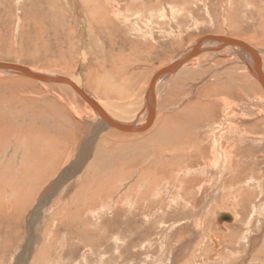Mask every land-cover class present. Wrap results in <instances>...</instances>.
I'll use <instances>...</instances> for the list:
<instances>
[{"label": "rangeland", "instance_id": "374dc122", "mask_svg": "<svg viewBox=\"0 0 264 264\" xmlns=\"http://www.w3.org/2000/svg\"><path fill=\"white\" fill-rule=\"evenodd\" d=\"M105 1L102 0L101 3L104 4ZM242 1L234 0L235 4L227 10L229 12L224 11L216 0H151V2L149 0H116V5L105 7V9L89 8L96 14L94 12L90 14L91 10L85 11L81 7V13L86 16V29L90 30H87L88 41L84 49L86 51H84V58L82 27L78 23L76 13L71 11L64 0H0V62L18 63L37 72L69 77H78L82 73L84 86L90 90L93 88L96 90L99 86L96 94L100 100H109L116 106H120V109L123 107L121 105H124L120 115H124L125 118L127 116L126 120L134 122V125L139 122L141 124L145 118L144 99L148 93L147 81L159 68L188 51L196 39L207 35L216 34L215 36L218 37L224 35L236 40L242 39V42L264 52V40H249V36L252 37L254 34L252 30L242 26L245 20V8ZM149 3L153 5L152 10ZM165 4L176 6L177 29L171 28L168 18L161 19V7ZM92 14L99 16L93 18ZM105 14L111 16L110 20ZM230 21H233L232 24ZM214 49L209 45L203 52L210 53ZM82 57L85 59L84 62L81 61ZM238 57L232 54L230 56L229 53L215 58L200 57L199 63L185 67L183 74L169 76L161 91L157 121L154 128L150 129L151 132L148 130L139 134L140 136L133 135V137L131 134L129 136L115 130H105L100 133L94 147L98 151L95 150L93 156L89 157L91 158L87 166L89 175L84 176L86 182L84 181V188L80 190L82 194L78 193L77 197L74 196L77 205L71 206L67 201L75 191L74 185L68 195L61 197L62 194H60L61 198L57 196L53 200L55 203L43 204L44 206L35 213V208L29 206L20 221L10 224L0 223V264H242V259L249 248L248 241L252 237H258L259 242L253 245L248 264H264V255H258L259 250L264 246L262 232L264 195L259 194L261 191L258 188L256 190L253 186L245 184L246 181L248 182L247 178H253V175L243 178V184H241L245 186L244 189L241 188V184H236L240 192L234 193L232 187H224L223 184L220 187L221 190L218 188L220 191L206 188L202 196L201 187L209 179L210 173L204 170L203 174L191 175L197 167H204L203 164L209 166L207 160L209 161L213 155L210 150L205 160L201 161L202 163L199 161L200 157L195 155L199 152L200 145L209 148V142H211L209 135L215 132V126L222 121L225 104L230 103V109L233 108L232 111L235 113H240L242 109V107L239 108L240 104L249 103L253 106L257 104L252 101L253 95H250L251 92L248 91L253 87H247L246 91L244 86H241V80H236L237 84L229 73L230 70L223 69L225 64L230 69L245 66V61L244 64L242 63L244 59ZM196 66L199 68H195ZM186 70L189 72L187 73ZM224 71L226 76L222 75ZM205 79L206 82H204ZM225 98H227L226 102ZM256 106L263 107L260 104ZM80 110L84 112L83 117L75 114V111ZM0 117V129H5V131L1 130V133H6L11 139L9 142L14 143L20 137H23L21 140L23 142L29 140V137L30 139H43V136L48 135L58 137L57 131H63L61 135L72 137V142L66 148L68 153L72 151L76 155L79 153V148L82 149L90 121H94L92 115L85 111L82 101L74 98L68 90L11 74L0 75ZM230 122L233 121L230 120ZM263 125L264 122L259 124L257 121H249L246 124L248 131L254 130L253 134L260 137H264ZM158 127L161 132L155 142H163L165 138L171 141L170 160L175 161H170L172 166L169 170L167 168L163 172V169L153 167V171L148 173L152 174L150 176L147 173L146 177H139V174L135 178L132 176L128 185L130 188L127 186L128 188L120 194L117 193L120 189L118 184L117 189H114L117 193L114 195L118 197H116L117 203L113 207L105 206L107 209L110 208L109 210L101 207L102 204L98 203L100 200H97L93 206L87 201L79 200L84 196L88 200L89 197L94 198L98 194L89 192L86 197L85 190L92 192L98 191L99 188L111 187L110 191H112L113 180L116 181L113 183H117V180L112 178L111 172L112 169L117 170V166L119 168L120 165L117 159L113 160L116 157L113 158L112 153L116 149L111 144L119 145L121 149L119 151L123 152L124 156L130 155L129 158L133 160L132 157L136 154V159L137 157L139 159L142 154L143 156L146 154V151L147 154L150 152L151 145L143 146L145 151L143 147L137 151L136 148H132V145L151 136L159 130ZM51 129H57V131L53 134ZM188 129L190 130L187 131ZM200 134L204 135V138ZM197 135L201 136L203 143H206L198 142L197 144L196 141L199 140ZM193 141L199 145L198 149ZM104 143L107 148L103 155L104 151L103 149L101 151L99 147ZM123 143L126 145L123 146ZM186 143H190L191 148ZM246 143L243 149H247V154L244 150L243 153L240 150V153L239 149L237 151L234 149L236 152L233 154V160L241 161L239 163L243 166V170L241 169L240 176L246 169L244 167L246 164L255 163L257 171L254 177L258 179L257 181H261L259 178L264 172V141L257 143L246 141ZM0 144H3L1 140ZM127 145L130 147L128 148ZM226 146L224 142V148ZM187 147L190 148L188 152ZM193 151L195 154L191 153ZM184 157L186 159H183ZM192 158L200 163L192 162ZM188 169L191 171L190 174ZM259 171L260 175H258ZM118 177L119 181L123 179L122 176ZM228 177L229 175L221 176L219 180L224 182L229 179ZM138 178L141 181L138 182ZM135 183H137L136 186ZM158 186H161V200H164L165 204L157 201L152 195L150 197L154 199L150 197L144 199L145 190L154 191ZM143 187L145 188L142 189ZM248 192L251 195L246 196ZM103 193L98 195L106 196ZM242 196H245V199ZM152 199L154 201H150ZM169 200H174L175 203L178 200L179 204L173 203L168 208ZM114 203L115 200L109 198L108 205ZM62 204L67 205V208H62L64 206ZM159 208H163L165 212L163 209L162 212L158 211ZM221 212L233 214L236 218L235 223L218 224L217 217ZM56 213L60 214L57 222L53 220ZM70 213L74 214L73 218ZM68 214L71 216L69 217ZM148 214L149 218L146 216ZM64 218H67V223ZM195 218L199 220L196 221ZM28 242L30 246L24 253L23 248Z\"/></svg>", "mask_w": 264, "mask_h": 264}, {"label": "bare ground", "instance_id": "6f19581e", "mask_svg": "<svg viewBox=\"0 0 264 264\" xmlns=\"http://www.w3.org/2000/svg\"><path fill=\"white\" fill-rule=\"evenodd\" d=\"M64 1H65V3L67 5H69V7L71 8V11L76 13V16L78 18V23L82 27V29H81L82 44H83L82 45L83 46L82 47L83 48V55L82 56L84 57V51H85L84 49H85V47L87 45V41H88V31H90V30L86 29V27H87L86 26L87 23L85 22V17L86 16H84L85 14L81 13L82 12L81 11L82 8H84L85 11H87V10L90 11L91 9L89 10V8H92V10L105 9V7L108 8V6L110 7L111 5H113V6L116 5L115 4L116 0H112V1H115L114 3L109 2L110 0H106L104 4L101 3L102 0H64ZM203 1H206V0H203ZM250 1L251 0H243L242 1V2H244V8H245V13H244L245 20L243 21L242 26L245 29L252 30V34H254V36H252V37L249 36V40L250 39L252 41H254V39H262V40H264V0H252L251 1L252 7L250 6ZM149 2H151V0H149ZM216 2L218 3V5L221 6V8L224 11H227V10L231 9L232 8L231 6H233L235 4L234 0H216ZM171 5L172 4H168V5L165 4V6L163 5L161 7V12H162L161 19L162 18L163 19L164 18H168L170 20L169 24H170L171 28L172 29H177V22H176V20H177L176 19L177 18V13L176 12L177 11L175 9L176 6H173V5L171 6ZM255 5H256V7H254ZM152 6L153 5H150V3H149V7L151 8V10H152ZM235 8H236V6H235ZM92 10L90 11V14L92 12L95 13V11H92ZM158 10H160V9H158ZM140 11H142V10H140ZM240 11H241V8H240ZM138 12H139V10H138ZM227 12H229V11H227ZM237 13H238V11H237ZM91 16H93V14ZM98 16H93V18L94 17H98ZM105 16H106V14H105ZM106 17H108V19H109V17H111V16L107 15ZM115 17L121 18L119 16H115ZM232 22H231V24H232ZM234 24H236V23H234ZM68 27H69V25H68ZM231 27H234V26H231ZM215 35H207V36L201 37L199 39H196L191 44L189 50L186 51L183 55L177 57L176 59H174L171 62L167 63L163 67L159 68L157 71H155V73H153L154 75H152V77L150 79L148 78L149 76L147 77L149 80L147 81V86H146V91L148 93L146 94L147 96L144 99L145 102H146L145 103V105H146L145 106L146 107L145 111L146 112L144 111L145 118L143 119L141 124H139L140 122L138 121L139 123L138 124L136 123V125L133 124L134 122L131 123L129 120H126L127 116L125 118L124 115L123 116L120 115L122 113L121 109L124 108V105H121V107L122 106L123 107L120 109V106H116V104H113L109 100L102 101V100H100V98H98L99 96H97L98 94H96V92H97V90L99 88L98 85H97L98 88L96 90H93L94 88L92 90H90V89H88V87L84 86L83 81H82L83 74L80 73V71H79L80 74H79L78 77H72V76L69 77V76H65V75H55V74L37 72V71H34V70H32V69H30L28 67L22 66V65H20L18 63L0 62L1 64L6 65L7 69H12L14 67L16 68V69H12V70H0V75H2V74L3 75L4 74L16 75V76H20V77L26 78L27 80L36 81V82H39V83H42V84H45V85H55V86H58L60 88L62 87L63 89L68 90L69 93H71L74 96V98L80 99L82 101V103L84 104V107H85V111H87V113H90V115H92V119L94 120V121H90V123H89V125L87 127L88 128L87 131L88 130L89 131L86 134L84 133L86 135V139L82 143V149H80L81 147L79 148V153L77 152L78 153L77 155L73 154L72 151L69 152L70 154L68 153V149H66V148H68L70 143L72 142V140H71L72 137L61 135V133L63 131L62 132L57 131V129H59L58 126H57L58 128L56 130L55 129H53V130L51 129V131H53V134L56 131L59 133L58 137H56L54 135H48L47 137L43 136V139H41V138L40 139L39 138L30 139V137H29V140H27L26 142L21 141L23 137L22 138L20 137V139L16 140V142H14V143H11L12 141L9 142L11 139L6 135V133H1V130L5 131V129H0V138H1L0 140L3 142V144H0V223L5 222L6 224H10L11 222L15 223V222L20 221L22 219V216L25 215L26 209L29 208V206L35 208V211H34V213H35V212L40 210L39 208H41V206H44L43 204H45V205L47 204L48 205L50 202H54L53 200L57 196L60 197V194H62L61 197L62 196L65 197L66 195H68L71 192V189L73 188L74 185H75V191L72 193L73 195L71 194V196L69 198L70 203H69L68 199H67V201H68V204H70L71 206H76L77 205V201L74 198V196L77 197V194L80 193V190L84 188L83 187L84 186L83 183H84V181L86 179V177H84V176L86 174L89 175V171H88L89 167H87L88 166V161H89V159H91L89 157H92L93 154H94V151L96 150V148L94 149V147H95V144H96L95 142H96L97 136L100 133H102L103 131H105V130H113V131L115 130L116 132H120L122 134H127L129 136L132 135V137H133V135L134 136L135 135H139L141 133L148 132V130H150L151 128L153 129L154 125H155V123L157 121V111L159 110L158 108H159V101H160V97H161V91H163L162 88L165 85V81L169 78V76L183 74L184 70H185V67H188V66H190V65H192L194 63H199V61H200L199 58L200 57L215 58V57H218V56H222L225 53H229L230 56L232 54L234 56H237V57L239 56L240 58H243L244 60H242L243 61L242 63L244 64V61H245V63H246V64H244L245 66L241 65L242 67H238L237 66L238 68H231L230 69V67H228V65L225 64L226 66L224 65L223 69L226 70V71L230 70V72L229 71L228 72L233 76V80H235V82H236V80L238 81V79L241 80V82H242L241 86H244L246 91L248 90V88L250 86L253 87L252 90H250V89L248 90L249 93L251 92L250 95H253V97H251L252 101L254 103L260 104V106L263 105V107H264V52L260 51L257 48H254V47L246 44V42H242L241 41L242 39L236 40V38L233 39V37L231 38V37H227V36H224V35H223V37H222V35H220V37H218V36H215ZM209 45L213 46V48H215V49L211 50L210 53L209 52L205 53L206 51L203 52L204 50H206V48ZM83 57L81 59L82 62L85 61V59H84L85 57L84 58ZM227 58L230 59L232 57H227ZM227 60L228 59H226V61ZM217 61H218V59H217ZM213 62H214V60H213ZM220 62H222V61H220ZM117 63H118V61H117ZM229 64H230V62H229ZM12 65L14 67H12ZM231 66H233V65H231ZM21 68H26L29 71V73H31L30 76L32 78H34L33 76H38L40 81H37L38 79L34 80V79H31V78H28L27 77L28 75L25 74L24 71H22ZM195 68H199V67L196 66ZM3 69H4V67H3ZM98 69H99V67H98ZM186 71H187V73L189 72L188 70H186ZM226 71H224L222 75H225ZM205 72H206V70H205ZM190 76H192V75L190 74ZM187 77H188V75H187ZM196 79H197V76H196ZM209 79H207V80H209ZM204 82H206V79H205ZM227 88H229V87H227ZM234 88H236V87H234ZM93 91H95V92H93ZM213 100H215V99H213ZM226 100H227V98H225V102H226ZM219 102H221V101H219ZM229 102H230V100H229ZM231 103H232V101H231ZM233 104H234V102H233ZM225 105H226V108L223 111L224 114L222 115L223 116L222 121L220 122V124L217 122L219 125L216 123L217 126H215V132L212 135L210 134L211 136L209 135V138L211 139V142H209V144H210L209 148L205 147L203 145H200L199 152L197 153L195 151L196 152L195 156H199L200 157L199 158L200 162L202 160H205L208 150L211 151V153L213 155L210 157L209 161L207 160V162H209L208 163L209 166L207 167V166H205V164H203L204 167H207V168H204L203 166L202 167L200 166V167H197L196 170H193L192 173L188 169V171H190L188 173L189 174L191 173V175H193V176L194 175L203 174L204 170H205L206 173H210L209 179L201 187V192H200L201 196H202L204 190H206V188H214L215 190H217L218 188L223 186V184L225 185L224 187H226V186L232 187L234 193L240 192V190H237V185H240L243 182L242 181L243 178L249 177V175H251V174L253 175V178H247L248 182L246 181L245 184H247V185L249 184L250 186H253L254 189H256V190L259 189V191H261L259 194L264 195V184L262 185V183L264 182V172H262L263 174L260 175V171H259L258 175H260L259 179L261 181H257L258 179H256V177H254L256 175L255 172L257 171L256 170V164L255 163H249V164H246L244 166V167H246V169L244 170V172L241 173V176H240L239 173H240L241 169L243 168V166H241V164L239 163L240 160L238 162L233 160L234 159L233 154L238 149H239L240 153H241V151L243 153V150H244V152H246V154H247V149L246 150L243 149L246 146V144H247L246 141H251V142L252 141H256V143L264 141V137L255 136L253 134L254 130L248 131L249 128L247 129V126H246L247 122H249V121H255V122L257 121L259 124H262L264 122V121L261 122L262 117H264V108L262 107L263 108L262 109V108H259V106H256V105L253 106L252 104L244 103V104H240L239 105V108L242 107V109L240 110V113H235V111H232L233 110L232 107H231L232 110L230 109V105H231L230 103H226ZM10 114H12V113H10ZM75 114L78 115L79 117L80 116L83 117L84 112L82 113L81 110L78 111V112L75 111ZM125 115H127V114H125ZM207 116H209L208 113H207ZM230 120H232L233 122L231 123ZM126 121H128V122H126ZM43 122L44 121H42V123ZM11 123H12V121H11ZM214 123L215 122H213V125H215ZM44 124H45V122H44ZM211 124H212V122H211ZM213 125H212V127H213ZM209 127H211V126H209ZM263 127H264V125H263ZM52 128H56V127L53 126ZM61 128H62V126H61ZM63 129H64V127H63ZM158 129H159V127H158ZM262 129H264V128H262ZM189 130L190 129H188L187 131H189ZM19 131H21V130H19ZM37 131H39V130H37ZM197 131H195V132L197 133ZM149 132H151V130ZM160 132H161V129L157 130L155 133L152 132L153 134L151 133L152 134L151 136L148 135L149 136L148 138H145L142 141H139L137 144H133L132 145V148H134V149L136 148L135 150H137V151L140 150L143 146L145 147L148 144L151 145L150 152H148V154H147V151H146V154L144 156L141 153L143 158L141 157L139 159H138V157L136 159V154H135L136 152H134L135 157L133 156L132 157L133 160H132L131 158H129L130 155L128 157L124 156L123 152L119 151V150H121V149H119V145L111 144L112 147H115V149H116L114 151V153H112L113 158L116 157L113 160L115 161V159H117V161H119L118 165H120L119 168L117 166V170H113L112 169V172H111L112 178L117 180V183H113V182H116L115 180H113V182H112V184H114L113 190L110 191L111 187L108 188V189L99 188L98 191H94L93 190L92 192L88 191V190L87 191L85 190L86 197H87V194L89 192L90 193H95V194L96 193L100 194L101 192H104L103 194H105L106 196H101V195L96 194V197H94V198L89 197L88 200H86L84 198L85 196L83 198L80 197V199L79 198L78 199L80 201H85V202L87 201V202L90 203V205L92 204V206L95 205L94 203H96L97 200H100L98 203L102 204L101 207H103V208H106L105 206H108V207L112 206L113 207L117 203V198L118 197L114 195V193H115L114 189H117L118 184L120 186L119 187L120 189H119V191L117 193L120 194V192H122L123 190H125L126 188L129 187L128 186L129 185V181H131L130 179H132V176L134 178L137 176V174H139V177L140 176H145L146 173L148 174V173L153 171V167H157V168H159V170L161 168V169H163V172L167 168L169 170V168H171V166H172L171 162L175 161V160H173V161L170 160V157H171V155H170V152H171L170 144L171 143L170 142L171 141H169L168 138H165V141H163V142L159 141L160 143H156L155 141H156L157 137L159 136ZM200 135H202V134H200ZM203 136L204 135H202V138H204ZM168 137H169V135H168ZM185 137H187V136H185ZM207 137L208 136H206V138ZM24 138H25V136H24ZM198 138H199V140L196 141V143L197 144H198V142H202L203 143V141H201L202 140L201 136H198ZM177 140H178V138H177ZM206 141H208V140H206ZM224 142L227 145L225 148H224ZM192 143H191V145H193V144L195 145L196 144L195 142L193 144ZM202 143H200V144H202ZM204 143H206V142H204ZM11 144L13 146H11ZM173 144H174V142H173ZM189 144H187V145L190 147ZM197 144H196V146H197L196 149H198V146H199ZM124 145H126V144L123 143V146ZM127 146H128V148L130 147L129 145H127ZM144 147H143V150H144ZM183 147H185V146H183ZM189 147L186 148L187 152L191 148V147L190 148ZM106 148H107L106 147V143L101 144L100 147H99V149H101V151L103 149V151H104L103 155L106 153V151H105ZM148 148H149V146H148ZM234 149L236 150L235 152H234ZM192 150L193 149H191V151ZM96 151H98V150H96ZM191 153H194V151L191 152ZM67 154H68V156H67ZM186 154H188V153H186ZM238 155H239V153H238ZM179 156H181V155H179ZM188 157H190V156H188ZM176 158H178V156ZM134 159H136V160H134ZM183 159H186V158L184 157ZM199 161L197 159L195 161V159L192 158V162L200 163ZM180 163H182V162H180ZM198 163H195V164H197L196 166H199ZM115 169H116V165H115ZM168 170H167V172H168ZM262 170H263V168H262ZM148 175L150 176L152 174H148ZM227 175H229V177H228L229 179L228 180H226L224 182L222 180H219V179H221L220 178L221 176L225 177ZM118 176H122L123 179L121 181H119V177ZM195 177H197V176H195ZM216 177H219V178H216ZM155 178H156V176H155ZM201 178H202V175H201ZM164 180H166V179H164ZM92 181H94V180H92ZM137 181L139 182L141 180L138 178ZM148 181L150 182V179ZM133 182H135V181H133ZM153 183H155V182H153ZM136 184L137 183H135V186H136ZM242 184H241V188L244 189L245 186L243 187ZM151 185H153V184H151ZM64 186H66V188H64ZM137 186H140V185H137ZM153 186L157 187V185H153ZM77 187H79V188L77 189ZM96 187H97V185H96ZM160 187L158 186V188H156L154 191L153 190L152 191L151 190H148V191L145 190L144 199L146 200V199H148L147 197H150L152 195L154 198H156L157 201H159L160 203L162 202V204H165L166 202L164 200H161L162 199V196H161V190L162 189ZM144 188L145 187H143L142 189H144ZM227 189H228V187H227ZM77 190H78V192H76ZM140 190H141V188L139 189V191ZM163 190L165 191L164 187H163ZM220 190H221V188H220ZM130 191H131V189H130ZM81 192H83V191H81ZM117 193H115V194H117ZM137 193H138V191H137ZM80 194H82V193H80ZM227 194H229V193H227ZM249 194H250L249 192L246 193V196H248ZM229 195L231 196V194H229ZM153 197H150V198H153ZM242 197L244 198L245 196H242ZM109 198L115 200V203L112 204V205H108ZM144 199H142V200H144ZM153 199L150 200V201H154ZM177 202H178V200H177ZM177 202L175 203L174 200L167 201L168 208L170 206H172L173 203L175 205L179 204ZM144 204H145V202H144ZM62 205H64V204H62ZM34 206H36V207H34ZM167 206H166V208H167ZM179 206H181V205H179ZM62 208L66 209L67 205H64ZM109 209H107V210H109ZM162 209L159 208L158 211L162 212ZM163 211H164V209H163ZM67 213H69V211H67ZM134 213H135V211H134ZM151 213H153V212H151ZM70 214H68L69 217L72 215V214L71 215ZM223 214H226V215L228 214V215L231 216V221L228 222V223H230V224L235 223L236 218H235V216L233 214H230V213H227V212H223V213L221 212L220 215H218V217H217V223L218 224L222 223V222L219 221V218ZM59 215H60L59 213H56V215L53 217V218H55V219H53V220H55V222H57V220H58L57 218L59 217ZM73 215L71 216V218H73ZM162 215H163V213H162ZM146 216L148 217L149 214L146 215ZM146 216H145V218H146ZM196 218H195V220H196ZM74 219H75V217H74ZM30 220H31V218H30ZM137 220L139 221V217H138ZM198 220H196V221H198ZM64 221H65V223H67V218H64ZM195 222H194V224H195ZM224 222L227 223V221H224ZM61 224H63V223H61ZM65 225H69V224H65ZM263 230H264V224H262V232L264 233ZM257 238L252 237L248 241L249 248H248L244 258L242 259V264H248V261H249L248 258L251 257L252 252H253L252 251L253 245H257V243L259 242V240H257ZM43 241H44V239H43ZM213 241H215V240L213 239ZM28 246H30V242H28L24 246V248H23V252L24 253H25V251H28V249H27ZM262 254L264 255V246L259 250V254L258 255H262ZM258 255H256V256H258ZM218 258L220 259L221 256L219 255Z\"/></svg>", "mask_w": 264, "mask_h": 264}, {"label": "water", "instance_id": "95a60500", "mask_svg": "<svg viewBox=\"0 0 264 264\" xmlns=\"http://www.w3.org/2000/svg\"><path fill=\"white\" fill-rule=\"evenodd\" d=\"M3 67H4V69H3ZM12 67H14L13 65H12ZM12 69H16L15 67L14 68H12ZM12 69H7V66L6 65H4V64H1L0 63V70H12ZM22 69V71H24V73L25 74H27L28 76V78H31V79H34V80H37V81H40V79H39V77L38 76H33L34 78H32L30 75H31V73H29V71L26 69V68H21ZM36 75V74H35ZM30 76V77H29ZM51 80V79H50ZM219 221L220 222H224V221H227V222H230L231 221V216L230 215H226V214H223L220 218H219Z\"/></svg>", "mask_w": 264, "mask_h": 264}]
</instances>
